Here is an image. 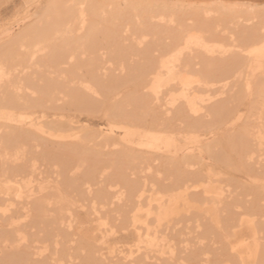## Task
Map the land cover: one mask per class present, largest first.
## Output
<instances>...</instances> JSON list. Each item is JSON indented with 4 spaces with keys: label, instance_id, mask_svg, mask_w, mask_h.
<instances>
[{
    "label": "bare ground",
    "instance_id": "obj_1",
    "mask_svg": "<svg viewBox=\"0 0 264 264\" xmlns=\"http://www.w3.org/2000/svg\"><path fill=\"white\" fill-rule=\"evenodd\" d=\"M237 5L0 10V264H264V3Z\"/></svg>",
    "mask_w": 264,
    "mask_h": 264
},
{
    "label": "rangeland",
    "instance_id": "obj_2",
    "mask_svg": "<svg viewBox=\"0 0 264 264\" xmlns=\"http://www.w3.org/2000/svg\"><path fill=\"white\" fill-rule=\"evenodd\" d=\"M20 1L21 0H0V10L2 11V13H4V18L6 20L9 19L11 16H13L15 14V12H17V10L19 8ZM116 1H122V0H116ZM174 1H176V0H174ZM177 1L183 3L184 5H187V3L188 4H191V3L192 4L200 3V5H203V4L205 5V4H215V3H218L220 1H222L224 3H231L232 2V3L238 4L236 6V9L237 10H239L241 7H247L248 4L249 5L250 4H253L254 5V4H257V3L258 4L264 3V0H177ZM233 1H235V2H233ZM4 22H5V20H4ZM93 122L94 123H97L99 121H98V119H94ZM228 172H229V174L226 175V178H229L230 177L231 180H233V182H235L236 180H237V182L239 180L241 182L242 181L244 182L245 179H244V177H243L242 174H239L240 172L239 173L237 171H228ZM243 182H242V184H243ZM235 184H238V183H235ZM243 187H246L245 190H246V193H247V191H248L247 186L244 185ZM238 191H239V189L237 190V192ZM239 192L240 193L243 192L242 194H246V193H244L243 190L242 191H239ZM239 198L242 201L241 203L245 202L246 200H249V199L252 200L253 199L252 196H245V195H240ZM243 200H245V201H243ZM258 200H259V205H264V194L263 193H262L261 197L260 196L258 197ZM258 200H256V201H258ZM248 202H250V200ZM262 208H264V206H262ZM189 214L191 215V217L189 216ZM189 214H187L185 216H181L178 219V220H182V221H179V222H177V221L171 222L172 224H175L176 223V225L173 227V231H175V232H173V231L172 232L175 234V238H176V241L177 242H178V240H181V239L182 240H185L184 237H186V239L188 240L189 238L192 239V237H194V236L197 235V232H195L196 229H195V226H194L195 225V222H194V218H193L195 212H192V213H189ZM80 218L81 219L84 218V214L83 213H80ZM89 226H90V224H88V225L86 224V227H89ZM170 226L172 227V225H170ZM210 227L212 228L213 226H210ZM178 228H179L180 231L177 230ZM191 230H193V232ZM176 231H179V235L177 234L178 232H176ZM220 235L221 234L218 235L215 232L213 236L207 235L208 236L207 239L204 240V244L210 249V256H211V259L212 260L213 259L215 260L216 257L219 258L220 256H223V254H224L223 253L224 252L223 249H224L225 244H224L223 239L220 237ZM190 236H192V237H190ZM116 237H119V239H120L117 242L118 245H124V248H130V247H132V241H131L132 234H131V230H129L126 233H123V234H118V235H116ZM196 247H197V245H196ZM220 251L221 252L223 251L222 252L223 254ZM223 259H227V256L225 254L223 256ZM221 264H224V262L221 263Z\"/></svg>",
    "mask_w": 264,
    "mask_h": 264
}]
</instances>
